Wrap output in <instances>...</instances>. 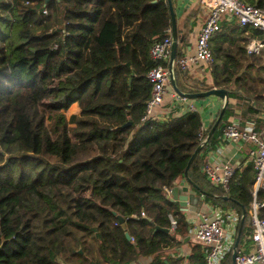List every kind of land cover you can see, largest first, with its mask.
<instances>
[{
  "label": "trees",
  "instance_id": "1",
  "mask_svg": "<svg viewBox=\"0 0 264 264\" xmlns=\"http://www.w3.org/2000/svg\"><path fill=\"white\" fill-rule=\"evenodd\" d=\"M243 1L264 7V0ZM168 28L167 0H0V264H182L184 257L170 255L181 244L190 247L189 264H206L207 248L183 241L189 225L166 197L182 180L240 220L245 211L242 244L252 163L236 167L223 191L204 180L199 154L185 173L201 143L197 111L142 120L151 91L146 74L168 67L150 48ZM250 36L264 41L262 31L235 18L220 22L209 42L213 61L204 63L210 84L185 85L173 67L179 91L227 90L223 116L201 151L214 147L237 108L262 122L264 47L247 54ZM74 103L79 113L67 119ZM258 198L264 201L262 191ZM231 252L222 264H231Z\"/></svg>",
  "mask_w": 264,
  "mask_h": 264
},
{
  "label": "built area",
  "instance_id": "2",
  "mask_svg": "<svg viewBox=\"0 0 264 264\" xmlns=\"http://www.w3.org/2000/svg\"><path fill=\"white\" fill-rule=\"evenodd\" d=\"M200 3L206 10V17L196 37L194 54L179 56L175 60L181 71L188 70L191 64L197 62L208 64L213 61L209 42L213 35L219 31L220 22L223 19L235 18L239 26L258 29L264 35V7L246 3L243 0H200ZM43 12L46 13V10ZM166 32L168 34L164 38L153 43L150 48V56L155 61L168 63L171 51V29L168 28ZM263 45L258 40H251L246 45V50L249 53L257 52ZM146 77L151 84V91L146 101V110L142 120L147 118L164 120V118L158 117L154 110L162 104L166 87L170 85L168 67L162 64L156 65L147 72ZM173 97L179 101L187 100L176 92H173ZM176 103L178 104V101ZM189 110L195 111L191 105ZM205 131L206 128L201 125L198 132L201 143L206 138ZM221 139L237 145H240L241 142H248L250 144L248 156L255 170L251 190L252 201L248 210L251 246L249 251L237 249L234 264H264V218L260 216L264 201L258 198L259 191L264 193V136L256 130L255 123L240 127L238 122L231 121L221 129ZM200 168L211 186L219 187L226 192L229 191L230 181L235 173L234 166L226 161L205 159ZM220 212L223 214L222 211ZM221 213L212 218L200 215L202 220L193 228L192 236L207 246L206 264H222L224 257L232 250L235 242L237 229L232 227L227 231L225 221L227 219ZM230 218L235 224L239 223L240 216L238 214L235 213ZM168 219L170 230H173L176 227V220L170 213Z\"/></svg>",
  "mask_w": 264,
  "mask_h": 264
},
{
  "label": "crops",
  "instance_id": "3",
  "mask_svg": "<svg viewBox=\"0 0 264 264\" xmlns=\"http://www.w3.org/2000/svg\"><path fill=\"white\" fill-rule=\"evenodd\" d=\"M171 1L173 4L175 15H176V27L180 30V36L184 38V41L178 42V45H177V47H180L179 48V51L181 53L180 56L193 55L195 51L196 37L205 20L206 10L201 5L200 0H171ZM233 19L234 18H228V19H223L221 21L229 24ZM247 40H248L247 44L251 40H258L262 44H264L263 38L250 36L248 37ZM246 45H245V49H246ZM263 47L264 45L260 47L259 50L262 49ZM259 50L253 53L258 54ZM246 53L250 54L247 50H246ZM245 64L246 63L243 62V66ZM174 65L176 69L181 72L177 64L174 63ZM183 72H184L183 75L186 77L185 78L186 81L185 82L183 80L182 81L185 85H189V86L197 85V83H199V81L203 79H205V82L207 84L211 83V77H210L209 71L206 69V66L203 62H197V63L191 64L188 67V70L183 71ZM173 92L175 91L171 87V84L168 85L166 87V92L163 97V102L161 105L155 108L154 113L158 117L166 119V117L169 115L171 110L174 114H181L185 111H190L189 106L191 105L192 107H194L195 111L199 113L201 121H202V126H204L207 131L211 123L214 121L218 111L221 108V105H222L221 99L216 96H208L204 98L187 99L185 101H179V100H176L175 97H173ZM176 101H178V104L176 103ZM72 105L73 106L77 105V103H74ZM233 114L234 115L232 117L228 118L229 122L236 121L238 122L240 127H244L249 123H255L256 130L261 132V134L264 136V110L263 112H261L260 115L257 116L258 119L262 120V122H260L259 124L256 123L253 117L244 119L242 117L241 110L238 108L234 110ZM206 131H205V136H207ZM249 148H250V144L248 142H241L240 145H237V144H230L225 141H222L221 134H220L219 140L214 145L213 148H208L203 151L200 150L199 152V157L201 159L200 167H201L202 162L205 159L206 160L214 159L220 162L226 161L230 163L232 166H234L235 169L236 167H239V166L242 167L246 163H249V162L252 163L248 156ZM204 180L206 181L205 177H204ZM184 181L185 183L187 182L186 180ZM189 187L191 191H196L192 186H189ZM195 193L199 195L203 201L199 212L196 211V208L194 206L187 205L186 207H182L178 203V201H174L178 203L179 209L184 214L187 220V223L189 225V228H188L189 234H188V237L183 240L184 242L189 238L197 241L192 236V233H193L194 226L202 220L201 216L212 218L216 214L218 215L219 213H221L220 211L223 212L224 215L221 213L223 217L227 219L225 220L227 223V226H226L227 231H229L232 227H235V229H237L238 224H235L230 218L235 213L238 214V212L235 209H233L232 207L221 208L219 206L214 205V203L211 200L205 201V195L197 191ZM167 194H169L168 191H167ZM246 227H247V232L245 234V237L243 238L242 244H240V246L237 247V249H243L244 251H249L250 246H251V240L249 238L250 230H251L249 217H248V222H247ZM202 244L207 248V246L204 243ZM189 249H190L189 245L181 244L180 246L175 247L170 252L171 253L170 255L171 256L179 255L181 257H184L182 264H189L188 263Z\"/></svg>",
  "mask_w": 264,
  "mask_h": 264
},
{
  "label": "water",
  "instance_id": "4",
  "mask_svg": "<svg viewBox=\"0 0 264 264\" xmlns=\"http://www.w3.org/2000/svg\"><path fill=\"white\" fill-rule=\"evenodd\" d=\"M167 3H168L170 16H171V51H170V59L168 62V70H169V75H170L171 87L179 96L184 97L186 99H197V98H204V97H208V96H216V97L220 98L222 101V105H221L219 114L217 116L215 123L212 126L210 133L206 136L205 140L202 143H200V145L192 153V155L190 156V158L187 162V165L185 168V173H187V171L190 167V164L193 162L195 157L199 154L203 145L208 140L210 134L217 127L219 121L221 120L223 113L225 111V108L227 106V103H228V93H227V90L225 88H216V87H213L209 90L198 92V93H185V92L179 91L177 89L176 84H175V80H174L173 67H174V63L176 60V50H177V45H178L179 39L177 37V32H176V15H175V11L173 8L172 1L167 0ZM128 124L129 123H126L123 126H126ZM186 181L187 182L185 183V181L182 180L178 184H175L174 187H172L170 189L169 194H167L166 197L170 201H178V203L182 207H186L187 205L194 206L196 208V211L199 212L203 201H202L201 197L199 195H197L195 192L197 191L203 195H206L207 192L200 189L197 185L192 184L189 180H186ZM189 186H192L196 191H191ZM117 217L119 219V222L122 223L123 218L120 215H118ZM244 217H245V211H243V213H242L241 220H240V226L237 230L235 242H234V245L232 248L231 264H234V258H235L236 252H237V247H238V243H239V239H240L241 227H242ZM156 229L164 231V232L169 231L168 228H163V227H159V226H156ZM125 235H126L127 239H131L130 235L127 232L125 233Z\"/></svg>",
  "mask_w": 264,
  "mask_h": 264
},
{
  "label": "rangeland",
  "instance_id": "5",
  "mask_svg": "<svg viewBox=\"0 0 264 264\" xmlns=\"http://www.w3.org/2000/svg\"><path fill=\"white\" fill-rule=\"evenodd\" d=\"M78 113H79V107H78V105H74V106L71 105L69 107V109L67 111H65V115H66L67 119H69L71 115L78 114ZM70 127H71V125H70ZM246 222H248V218H247V221Z\"/></svg>",
  "mask_w": 264,
  "mask_h": 264
}]
</instances>
